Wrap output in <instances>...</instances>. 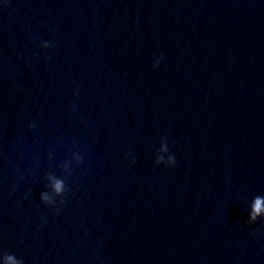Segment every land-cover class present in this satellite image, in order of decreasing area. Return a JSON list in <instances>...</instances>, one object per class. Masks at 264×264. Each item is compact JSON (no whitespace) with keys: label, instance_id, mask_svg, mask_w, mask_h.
Returning a JSON list of instances; mask_svg holds the SVG:
<instances>
[{"label":"water","instance_id":"water-1","mask_svg":"<svg viewBox=\"0 0 264 264\" xmlns=\"http://www.w3.org/2000/svg\"><path fill=\"white\" fill-rule=\"evenodd\" d=\"M257 196L264 0H0V264H264Z\"/></svg>","mask_w":264,"mask_h":264},{"label":"clouds","instance_id":"clouds-1","mask_svg":"<svg viewBox=\"0 0 264 264\" xmlns=\"http://www.w3.org/2000/svg\"><path fill=\"white\" fill-rule=\"evenodd\" d=\"M161 59H163V57H161ZM159 66V61H157L156 64L153 65V67H158ZM34 127V125H33ZM169 161H170V166H174L175 165V157L174 156H170L169 157ZM53 191L59 195L64 191V183L62 180L60 179H55L54 183H53ZM41 200L45 203H50L49 200V196L48 194L45 193H41ZM261 213H264V198H261L259 196H257L254 199L253 205H252V211L249 217L250 221H255L256 218L261 215ZM5 264H23L22 260H18L14 257V255L12 254H6L5 257Z\"/></svg>","mask_w":264,"mask_h":264}]
</instances>
